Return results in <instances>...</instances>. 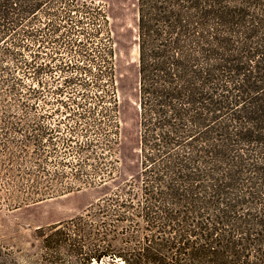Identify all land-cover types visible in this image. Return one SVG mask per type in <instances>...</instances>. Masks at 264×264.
<instances>
[{
  "label": "trees",
  "instance_id": "1",
  "mask_svg": "<svg viewBox=\"0 0 264 264\" xmlns=\"http://www.w3.org/2000/svg\"><path fill=\"white\" fill-rule=\"evenodd\" d=\"M53 1L0 0V94L33 92L34 23ZM135 5L137 151L112 177L129 187L98 198V249L68 222L42 247L86 264H264V0Z\"/></svg>",
  "mask_w": 264,
  "mask_h": 264
},
{
  "label": "rangeland",
  "instance_id": "2",
  "mask_svg": "<svg viewBox=\"0 0 264 264\" xmlns=\"http://www.w3.org/2000/svg\"><path fill=\"white\" fill-rule=\"evenodd\" d=\"M135 2L55 0L34 23L33 92L0 94V264H86L42 247L58 222L98 249V198L129 187L112 177L137 151Z\"/></svg>",
  "mask_w": 264,
  "mask_h": 264
}]
</instances>
